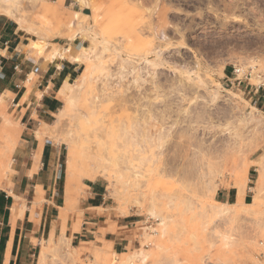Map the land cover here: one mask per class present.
Here are the masks:
<instances>
[{
	"label": "rangeland",
	"instance_id": "rangeland-1",
	"mask_svg": "<svg viewBox=\"0 0 264 264\" xmlns=\"http://www.w3.org/2000/svg\"><path fill=\"white\" fill-rule=\"evenodd\" d=\"M3 9L27 49L83 62L62 109L31 127L39 149L47 141L60 153L61 219L71 208L82 223L81 197L98 181L107 200L95 220L125 225L119 253L60 235L37 246L34 264H264V0H5ZM17 103L0 93V189L34 132ZM69 164L81 172L70 188ZM246 170L256 205L237 216L219 191L238 188ZM103 225L85 224L100 234Z\"/></svg>",
	"mask_w": 264,
	"mask_h": 264
},
{
	"label": "crops",
	"instance_id": "crops-1",
	"mask_svg": "<svg viewBox=\"0 0 264 264\" xmlns=\"http://www.w3.org/2000/svg\"><path fill=\"white\" fill-rule=\"evenodd\" d=\"M67 3L69 0H56ZM83 71V62L55 56L48 58L27 49L18 20L7 11H0V93L11 92L18 99L25 126L31 131V140L24 139L16 148V163L5 186L0 189V264H34L37 246L43 240L64 235L71 241L104 240L119 253L126 248L119 219L99 218L94 208L105 207L106 194L98 181L86 184L82 196L83 221H73V209L67 210V219H61L65 208L66 188L59 194L60 153L53 143L44 141L39 149V125H49L62 109L61 90L73 83ZM260 91V87L255 92ZM2 95V94H1ZM264 98V92L261 94ZM33 125V126H30ZM39 151V157L36 156ZM238 188L219 191V201L234 204ZM247 187L245 201H247ZM60 199L62 202H60ZM17 201V202H16ZM19 201V202H18ZM18 203V204H17ZM24 210L14 218V206ZM19 215H23L20 217ZM85 218L90 221H85ZM103 222L102 234L86 223Z\"/></svg>",
	"mask_w": 264,
	"mask_h": 264
},
{
	"label": "bare ground",
	"instance_id": "bare-ground-1",
	"mask_svg": "<svg viewBox=\"0 0 264 264\" xmlns=\"http://www.w3.org/2000/svg\"><path fill=\"white\" fill-rule=\"evenodd\" d=\"M5 0H0V11H3L4 12V9H3V2H4ZM6 10V9H5ZM7 11V10H6ZM238 70L239 71H244V70H241V69H239L238 68ZM256 81V80H255ZM175 102V101H174ZM178 103V102H177ZM175 108V107H174ZM177 109V108H176ZM194 110V109H193ZM178 112H179V110H178ZM178 112H176V113H178ZM201 112V111H200ZM175 113V114H176ZM182 119V118H181ZM180 119V120H181ZM183 120V119H182ZM181 122V121H180ZM179 127V126H178ZM91 166V165H90ZM89 166V167H90ZM96 166V165H95ZM95 166H93V167H95ZM89 167H87L86 168V171L82 174L84 177H87V178H89V179H95L96 178V176H97V171H95V169L93 168H89ZM98 167V166H97ZM100 168V167H99ZM246 169L248 170V168L246 167ZM96 170H97V168H96ZM246 170V172L244 171V176H241V175H239V176H241L242 178L241 179H243V181H240V180H238V182L237 181H235V183H237L236 184V186H238V198H237V203H234L233 205H236L235 206V213H236V215L237 216H240L241 214V207L245 204V205H248V206H253V205H256L255 204V202L253 201V202H247V201H245V196H246V182L244 181V179L246 180L247 178H248V171ZM101 172H104V170L102 171V167H101V170H100ZM99 174V173H98ZM77 175H81V172H79L78 171V169H77V167L76 166H74L73 164H69V169H68V176H67V187L68 188H70L71 186H72V184L74 183V181H75V178L77 177ZM238 176V178L240 179V177ZM244 177V178H243ZM4 189V188H3ZM17 202V201H16ZM19 202V201H18ZM18 204V203H17ZM21 206V204L18 206V205H15L13 208H14V218L16 217V215L17 214H20L23 210H24V208H23V206L22 207H20ZM62 214H64V213H62ZM20 217H22L23 215H19ZM262 224V223H261ZM258 225V224H257Z\"/></svg>",
	"mask_w": 264,
	"mask_h": 264
},
{
	"label": "built area",
	"instance_id": "built-area-1",
	"mask_svg": "<svg viewBox=\"0 0 264 264\" xmlns=\"http://www.w3.org/2000/svg\"><path fill=\"white\" fill-rule=\"evenodd\" d=\"M239 72H241V71H239L238 69H236V73H239Z\"/></svg>",
	"mask_w": 264,
	"mask_h": 264
}]
</instances>
